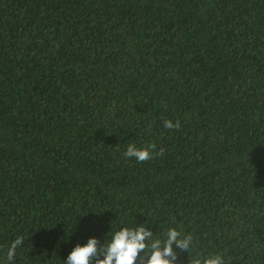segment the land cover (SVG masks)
<instances>
[{
    "label": "trees",
    "instance_id": "trees-1",
    "mask_svg": "<svg viewBox=\"0 0 264 264\" xmlns=\"http://www.w3.org/2000/svg\"><path fill=\"white\" fill-rule=\"evenodd\" d=\"M139 225L264 264V0H0V264Z\"/></svg>",
    "mask_w": 264,
    "mask_h": 264
},
{
    "label": "clouds",
    "instance_id": "clouds-1",
    "mask_svg": "<svg viewBox=\"0 0 264 264\" xmlns=\"http://www.w3.org/2000/svg\"><path fill=\"white\" fill-rule=\"evenodd\" d=\"M164 127L178 130L180 121L173 123L172 120H166ZM164 152L163 147L157 151L155 143H148L143 147L129 144L124 156L134 158L137 163H144L163 155ZM23 243V236H17L13 240L7 249V261H13L17 248ZM173 245L181 252H188L193 245V237L175 227L168 228L163 238H155L153 232L144 225L123 227L115 231L107 243L101 244L93 237L83 246L77 244L64 264H176L178 254ZM191 264H227V261L224 253L218 252L201 259H193Z\"/></svg>",
    "mask_w": 264,
    "mask_h": 264
}]
</instances>
